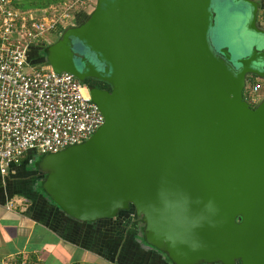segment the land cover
I'll use <instances>...</instances> for the list:
<instances>
[{
  "label": "water",
  "instance_id": "obj_1",
  "mask_svg": "<svg viewBox=\"0 0 264 264\" xmlns=\"http://www.w3.org/2000/svg\"><path fill=\"white\" fill-rule=\"evenodd\" d=\"M235 1L264 35L259 3ZM212 4L98 0L46 61L56 73L112 86L89 91L104 124L37 169L45 193L77 221L132 208L149 247L174 264H264V99L252 108L244 98L248 76L264 71L218 59ZM81 44L94 53L82 69Z\"/></svg>",
  "mask_w": 264,
  "mask_h": 264
},
{
  "label": "built area",
  "instance_id": "obj_2",
  "mask_svg": "<svg viewBox=\"0 0 264 264\" xmlns=\"http://www.w3.org/2000/svg\"><path fill=\"white\" fill-rule=\"evenodd\" d=\"M20 4L21 0H0L3 175L27 153L47 156L82 144L104 124L103 114L79 79L56 73L51 67L35 66L29 59L35 46L49 44L48 35L56 29L66 30L72 16L90 10L95 1L63 0L37 10L23 9ZM9 264L28 262L22 258Z\"/></svg>",
  "mask_w": 264,
  "mask_h": 264
},
{
  "label": "crops",
  "instance_id": "obj_3",
  "mask_svg": "<svg viewBox=\"0 0 264 264\" xmlns=\"http://www.w3.org/2000/svg\"><path fill=\"white\" fill-rule=\"evenodd\" d=\"M256 1L263 29L264 0ZM30 154L0 172V264H174L149 247L132 209L88 223L64 213L43 190Z\"/></svg>",
  "mask_w": 264,
  "mask_h": 264
},
{
  "label": "rangeland",
  "instance_id": "obj_4",
  "mask_svg": "<svg viewBox=\"0 0 264 264\" xmlns=\"http://www.w3.org/2000/svg\"><path fill=\"white\" fill-rule=\"evenodd\" d=\"M94 1L95 4L90 10L81 14L71 15L73 17L72 20L70 19V21H72L71 23L76 24L77 20L83 17L88 19L91 13L95 10L98 0ZM62 2L63 1H60L57 4ZM35 9L37 10L38 8L27 7V10ZM212 12L214 18L209 34V41L211 48L218 59L230 70V60H237L242 63L249 62L250 67L264 71V35L256 33L249 28V8L244 3L235 0H213ZM262 19H264V16ZM56 31H58V29H56ZM51 34L47 36L49 39L47 47L51 46L63 35V33L58 34L57 36ZM74 51L77 58L79 57L76 63L77 67L81 69V61H89V57L94 55L90 48L85 47L82 44L75 45ZM47 56L48 54L46 55V58ZM42 67L50 68V66ZM253 90H256V92L253 93ZM244 94L245 100L251 105L257 106L260 104L264 99V79L256 77L254 80L252 75H249ZM252 96L255 99L254 101L251 98ZM27 158H31L33 163L38 165L43 157L31 153Z\"/></svg>",
  "mask_w": 264,
  "mask_h": 264
},
{
  "label": "trees",
  "instance_id": "obj_5",
  "mask_svg": "<svg viewBox=\"0 0 264 264\" xmlns=\"http://www.w3.org/2000/svg\"><path fill=\"white\" fill-rule=\"evenodd\" d=\"M63 0H23L21 1L20 7L23 9H27V7H35L38 9L43 8H49L51 5L56 4ZM87 20V18H86ZM47 45H38L35 46L34 49L31 51L29 55V59L31 63L35 66H49V64L46 61V55L48 54V48ZM252 78L255 80L256 76L252 75ZM84 83V82H82ZM252 108H255L256 106L251 105ZM45 157V156H42ZM132 209V208H131ZM132 211H134L132 209ZM141 229V228H140ZM143 231V229H142Z\"/></svg>",
  "mask_w": 264,
  "mask_h": 264
},
{
  "label": "flooded vegetation",
  "instance_id": "obj_6",
  "mask_svg": "<svg viewBox=\"0 0 264 264\" xmlns=\"http://www.w3.org/2000/svg\"><path fill=\"white\" fill-rule=\"evenodd\" d=\"M85 21H86V19L84 17L80 18L79 20H77L76 24H73V23L69 24L71 26L67 27L66 30H64V29H63V31L61 29H58V31L54 30L52 35L57 36L58 34H61V33L64 34V32L67 31L68 29L76 27V26H79L82 23H84ZM61 39H62V37L57 39V41L54 42L51 46L57 44ZM51 46H49V48ZM49 48H48V51H49ZM81 82H84L82 84L85 85L89 91H90V89H96V90H100V91H103V92L111 93L112 90H113L112 86L108 82H106V81H104L102 79H99V78L86 77L84 79V81H81Z\"/></svg>",
  "mask_w": 264,
  "mask_h": 264
}]
</instances>
